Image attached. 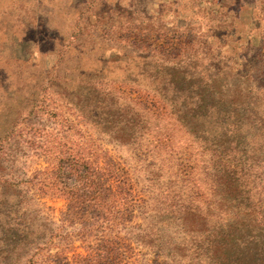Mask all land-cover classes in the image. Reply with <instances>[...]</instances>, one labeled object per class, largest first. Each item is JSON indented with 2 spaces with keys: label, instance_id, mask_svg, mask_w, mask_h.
I'll return each mask as SVG.
<instances>
[{
  "label": "rangeland",
  "instance_id": "1",
  "mask_svg": "<svg viewBox=\"0 0 264 264\" xmlns=\"http://www.w3.org/2000/svg\"><path fill=\"white\" fill-rule=\"evenodd\" d=\"M225 15L235 17L228 26L219 24L223 18L214 20ZM259 15H264V0H0V187L5 179L18 183L3 188L12 193L10 205L19 189L28 193L32 218L38 214L36 234H19L21 243L8 257L0 240V264H211L204 237L208 240L218 224L244 226L248 231L237 233L244 238L264 236ZM219 25L227 27L226 34L217 31ZM215 32L220 44L211 37ZM182 39L191 41L182 57L163 51L170 41ZM160 63L166 72L156 66ZM173 65L187 74L185 82L191 79L186 83L191 94L173 95L166 85ZM228 66L239 72L247 90L232 98L222 89L223 107H254L253 115L239 123L253 119L256 128L234 137L229 133L221 144L209 117V107H217L210 99L195 111L207 115L205 123L185 117L187 129H175L171 148L158 157L140 158L133 146L113 144L109 108L129 104L135 109L139 95L156 96L165 108L161 119L150 115L148 127L156 122L160 128L170 126V109L178 113L199 107L198 98L191 104V97L202 85L213 79L237 82ZM92 102L113 103L103 107L107 113L100 125H93L91 107H86ZM68 154L116 171L111 181L125 186L130 198L147 200L140 203L139 218L121 222L142 225L132 233L149 235L145 239L152 240L151 246L129 241L123 229L111 244V260L94 255L99 247L94 237L100 234L92 222L97 211L68 206L52 176ZM224 163L238 172L239 187L220 201L213 181ZM204 215L206 224L197 221ZM16 217L14 207L0 205V231ZM82 233L89 237L84 242Z\"/></svg>",
  "mask_w": 264,
  "mask_h": 264
},
{
  "label": "trees",
  "instance_id": "2",
  "mask_svg": "<svg viewBox=\"0 0 264 264\" xmlns=\"http://www.w3.org/2000/svg\"><path fill=\"white\" fill-rule=\"evenodd\" d=\"M233 17L225 15L220 19L215 17L214 20L218 21L223 18L219 24L228 26L230 25L229 23L233 22ZM258 18V23L260 25L258 31L261 35V39L264 41V15H259ZM220 26L221 25L217 27V31L226 34L227 27L222 29ZM211 37L215 40L216 44H220V37L217 36L216 32L213 33ZM170 42L168 45H165L166 47H162L163 51L176 58L182 57L183 52L185 53L188 50L186 45L188 46L191 43L190 39L186 41L182 39L177 42ZM162 55L163 54H161V56ZM158 60H161V62L168 61L165 57H162V59L159 57ZM163 65L164 63H160L156 66L163 67ZM161 69L165 72L167 71V68L163 67ZM179 69H182V67L173 65L172 71L167 72L165 75L168 78L166 85L171 87L170 90L173 95L182 93L189 95L191 94L192 87L186 83H191V79H189L190 81L185 82L187 74ZM227 70L229 73L236 76L237 82L222 84L221 82L217 83L216 80L213 79L208 84L202 85V87L198 85L195 88L198 90V87H201L202 89L199 93H195V96L191 97V104L196 103L194 102V99L198 98L199 107L190 110H179L178 113L170 109L168 117L174 120V122L170 126H164L163 128H160V123L158 122H156L157 124H154L151 128L148 127V120L151 118L150 115L160 118V115H163L162 109L165 108L162 106L165 101H158L156 96L150 98L146 94L139 95L137 100H133L138 106H135V109L129 108V104L127 107H119L117 105L111 107L113 103H111V105L105 104L104 106H96L93 102L88 103L86 107H91L89 114H92L93 125L102 124L103 120L100 121V119H102L107 113L103 107H111L108 110H111L112 112L111 136L113 144L116 146H133L135 153L140 158L143 154V157L152 159L158 157V154L166 148H171L172 134L175 129H187L186 127L188 125L184 121L185 117L190 115V117L194 119V122L199 121L203 124L207 115H196L195 111H197L198 108L204 109L207 101L212 99L217 107H209V117L211 119V125L219 129V136L221 135L219 139H221L222 144V139L228 137L227 134L230 133L234 137L235 134L240 135L244 130H253L257 126L254 124L255 121L253 119L245 121L244 123H239L240 120H248V118L253 115L252 111L254 110V107H223L225 106V99H223L224 94H222V89L229 92V95L232 98L240 95L241 91L247 90L245 89L247 88V85L242 86V83L239 81V72L234 70L231 66H228ZM154 80L156 82V78ZM248 88L251 90V87ZM187 95L184 96L188 97ZM233 101L234 100L231 99V102ZM191 111L192 114H190ZM247 112V118H242ZM241 113L243 116L240 115ZM84 121L88 122L89 119L85 118ZM187 133H189L188 130ZM149 164L152 165L153 163L149 162ZM115 172L116 171L112 172L106 170L105 166L97 168L84 160L83 157L68 154L60 158L59 164L52 173V176L59 185V191L64 195L63 199L67 202L68 206L74 208L89 206L97 211L98 216L94 217L92 222L95 223L100 234L99 237L89 236H91V238L94 237V241L99 245L98 249H96L97 252L94 253V255H97L100 259L110 258L111 260V244L113 246V243H116V240L119 239L117 236L119 230L124 229L127 239L131 242H137L143 246L152 245L151 239H145L149 235L145 234L142 236L141 233H132L133 230L139 229L142 225L123 226L121 220L129 221L131 223L133 215H135L134 217L139 218L138 211L142 209L144 206L143 204L146 203L147 200L136 198L137 202L134 198H130L132 197L130 196V191H127L125 186L121 187L118 183L111 181L110 178H112V176L114 178ZM237 174L238 172L235 169H230V165H227V163L222 164V167L217 170L213 183L217 187L216 191L220 196V201L224 199V196L229 195L233 190L239 187V177H237ZM17 186L18 183L13 184L5 179L2 181L0 187V205L5 206L6 208L14 207L17 214L15 222L9 220V222L6 223L5 228H1L0 240L3 242L1 251L4 253L10 252L19 247L21 243L19 234L33 237L37 231L35 221L36 219L38 221V214L35 212L37 216L32 218L30 205H27L26 202L28 193L24 192L25 195H22L21 191L18 189L17 193L13 194L16 196V202L10 205L9 196L12 195V193L3 189L4 187L17 188ZM140 203L143 204L141 205ZM221 205L222 203L220 206ZM135 211L137 212L136 214H134ZM222 212H225V210L220 209L221 214ZM140 217L143 221L146 220L145 215H140ZM206 217L207 215H204L203 218L202 216H198L197 221L206 224ZM40 225L42 224L40 223ZM216 226L217 223H215L213 227L215 228ZM218 226V230H213L208 240V235L204 237L208 252L210 249L211 257L209 258L211 264H264V236L261 233H259L258 241H256L254 237L244 238L242 235L237 234L238 232L248 231L243 228L244 226H237V228L234 229L229 222L218 224ZM207 231V229L204 230V232ZM111 232L114 233L113 239H111ZM82 234L83 236L81 237V240L84 242L89 237L88 235H85L86 233ZM25 237L26 236L23 238ZM260 238L261 240H259ZM91 241L87 243V246L90 247ZM102 243H105L106 245L103 246ZM7 254L8 257L10 253Z\"/></svg>",
  "mask_w": 264,
  "mask_h": 264
}]
</instances>
